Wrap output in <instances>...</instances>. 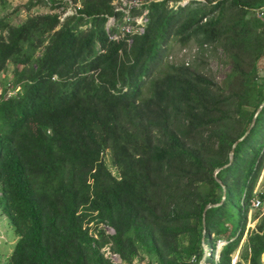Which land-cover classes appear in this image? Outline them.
<instances>
[{
	"label": "trees",
	"instance_id": "trees-1",
	"mask_svg": "<svg viewBox=\"0 0 264 264\" xmlns=\"http://www.w3.org/2000/svg\"><path fill=\"white\" fill-rule=\"evenodd\" d=\"M112 1L0 0L27 13L0 17L3 264H112L108 244L121 264H232L241 242L233 264H264V219L244 231L264 163V0H147L137 33ZM190 42L191 61L165 58ZM218 50L220 82L203 70Z\"/></svg>",
	"mask_w": 264,
	"mask_h": 264
},
{
	"label": "rangeland",
	"instance_id": "rangeland-1",
	"mask_svg": "<svg viewBox=\"0 0 264 264\" xmlns=\"http://www.w3.org/2000/svg\"><path fill=\"white\" fill-rule=\"evenodd\" d=\"M22 0H15L16 5H20ZM186 1V0H184ZM14 4L11 3H6L5 5H0V17L2 16H7L8 20L11 24H18L21 21L25 19L27 16V13L23 10H18L15 12H12V9ZM44 10L41 8L38 11ZM113 19L111 18L109 21H107V24L112 23ZM119 26V25H118ZM122 26V25H121ZM121 28V27H120ZM196 45L193 42H190L184 47H181L178 44H174L170 53L168 55H165L166 59H169L170 61H175V62H189L193 59L195 56L194 54L196 53ZM223 55L221 54V51L218 50L216 53H209L208 56H206V64L203 68L205 72L216 82H220L226 75V73L229 71V64L225 63L222 59ZM164 58V57H163ZM11 71V68L9 69ZM7 71V77L6 78H0V93L2 92L3 88H6L5 90L7 93H12V88H9L8 84L10 83V78H11V72ZM261 76L264 77V69L261 70L260 72ZM14 93V92H13ZM106 159H108V156H106ZM264 194V163L262 164V167L260 169V173L258 176V179L256 181L255 187H254V195L253 200L250 201L249 206H248V211L246 215V221H245V227L244 231L246 232L247 230H253L256 225H258L261 221L263 222L264 219V200L258 197L257 194ZM257 198L259 201V204L256 205L254 202ZM3 204L0 203V264L6 263L7 262V257L9 256L13 245L16 241V235L12 231L11 226L8 223L6 213L2 211ZM257 214L256 218H253L254 214ZM260 221V222H259ZM107 228L105 227V230ZM108 233L111 234V231L107 229ZM244 238V237H243ZM242 241V240H241ZM244 242V240H243ZM242 243V242H241ZM237 248V250L232 254L231 261L233 262L234 259L237 258L238 252L240 250V245ZM223 244V241H218L215 245V252L213 251V256L216 258L218 255L219 250L221 249V246ZM104 247V246H103ZM205 249L206 254L211 255L209 251H207V248L203 246ZM114 253V252H113ZM116 254V253H114ZM117 255V254H116ZM138 255L137 259H135L131 264H147L149 262V258L147 257L146 254L144 256ZM118 256V255H117ZM262 259V257H261ZM203 259L201 260V262ZM262 261V260H261ZM263 262V261H262Z\"/></svg>",
	"mask_w": 264,
	"mask_h": 264
},
{
	"label": "built area",
	"instance_id": "built-area-1",
	"mask_svg": "<svg viewBox=\"0 0 264 264\" xmlns=\"http://www.w3.org/2000/svg\"><path fill=\"white\" fill-rule=\"evenodd\" d=\"M147 0H113L112 4L114 6V9L116 11H120L123 13L122 20L125 23L121 26V29L125 33H134V32H141L142 31V24L145 22V14L146 11L143 10L139 15L131 16V9L135 7H140L142 4H144ZM150 1V0H148ZM112 18V17H111ZM109 18L108 21L111 19ZM113 19V18H112ZM134 21V25L129 23V20ZM111 38L114 37V35L110 36ZM256 205L259 204L258 199L254 201ZM113 233V230L110 227H106ZM107 229L105 231H107ZM108 233V232H106ZM110 234V233H108ZM100 252L103 254V256L110 260L112 264H121V260L119 256L114 254L108 245H105L100 249Z\"/></svg>",
	"mask_w": 264,
	"mask_h": 264
},
{
	"label": "water",
	"instance_id": "water-1",
	"mask_svg": "<svg viewBox=\"0 0 264 264\" xmlns=\"http://www.w3.org/2000/svg\"><path fill=\"white\" fill-rule=\"evenodd\" d=\"M258 110H259V109H258ZM256 113H257V112H256ZM252 124H253V120L251 121V124H250L249 128L252 126ZM247 132H248V130H247ZM247 132H246V133H247ZM240 139H242V137H241ZM240 139H238V140H240ZM111 229H112V228H111ZM235 260H236V259L233 260L232 264L235 262Z\"/></svg>",
	"mask_w": 264,
	"mask_h": 264
},
{
	"label": "crops",
	"instance_id": "crops-1",
	"mask_svg": "<svg viewBox=\"0 0 264 264\" xmlns=\"http://www.w3.org/2000/svg\"><path fill=\"white\" fill-rule=\"evenodd\" d=\"M263 253H264V252H263ZM263 253H262V254H263ZM261 257H262V255H261ZM261 260H262V259H261ZM262 261H263V260H262ZM263 263H264V261H263Z\"/></svg>",
	"mask_w": 264,
	"mask_h": 264
}]
</instances>
